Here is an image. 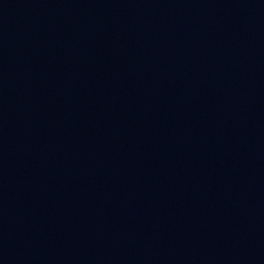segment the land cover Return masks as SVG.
I'll return each instance as SVG.
<instances>
[{
  "label": "water",
  "instance_id": "95a60500",
  "mask_svg": "<svg viewBox=\"0 0 264 264\" xmlns=\"http://www.w3.org/2000/svg\"><path fill=\"white\" fill-rule=\"evenodd\" d=\"M0 264H264V0H0Z\"/></svg>",
  "mask_w": 264,
  "mask_h": 264
}]
</instances>
